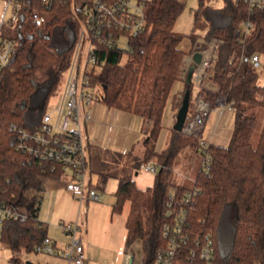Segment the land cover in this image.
Instances as JSON below:
<instances>
[{
  "label": "trees",
  "instance_id": "obj_1",
  "mask_svg": "<svg viewBox=\"0 0 264 264\" xmlns=\"http://www.w3.org/2000/svg\"><path fill=\"white\" fill-rule=\"evenodd\" d=\"M142 1L145 25L140 33H126L130 50L97 45V59L103 63L89 78L95 100L151 120L141 160L154 158L159 169L152 185L141 190L120 152L86 143L89 173L97 175L92 185L103 189L109 177L117 179L112 211H120L128 201L124 251L133 254L132 245L137 242L140 264H154L156 251L166 245L163 224L168 220L170 194L178 203L187 191L191 193L192 214L186 223L189 245L182 252L196 237L208 235L214 242L213 264H264V119L256 131L255 112L247 111L250 106L264 104V86L248 59L252 53H264V7L249 11L244 0H223L220 6L198 0L188 36L192 47L198 38L217 39L209 75L215 86L197 88L192 97L193 85L184 81V91H189L188 109L195 97H202L212 108L228 103L233 125L227 144L210 143L208 173L198 169L194 178L178 182L171 179L177 156L185 147L195 150L199 136L172 128L165 147L155 149V140L167 98L190 51L179 47L184 34L173 30L184 2ZM34 13L43 16L39 25L33 21ZM80 18L75 0H20L15 22L0 29L1 37L16 43L0 68V198L24 213L4 222L0 240L13 253L11 260L18 263L17 253L31 252L46 235V225L38 219L42 183L62 173L59 167L51 169L52 161L17 149L10 125L28 132L40 129L47 104L69 66ZM246 18L252 27L243 36L241 22ZM124 53L126 59L121 62ZM141 160L137 159L134 167H139ZM228 204H233L234 216L227 241L221 221Z\"/></svg>",
  "mask_w": 264,
  "mask_h": 264
},
{
  "label": "built area",
  "instance_id": "obj_2",
  "mask_svg": "<svg viewBox=\"0 0 264 264\" xmlns=\"http://www.w3.org/2000/svg\"><path fill=\"white\" fill-rule=\"evenodd\" d=\"M49 2L50 0H44ZM248 3L249 11L253 7H264V0H244ZM4 12L0 25H12L20 7V0H4ZM76 8L81 16V27L78 38L71 55L70 63L63 78L58 84L60 88L54 95L52 103L47 104L41 118L40 129L28 132L22 127L10 125V130L17 138L16 148L33 157L52 161L53 166L59 167L65 178V189L76 199L99 200L101 193L91 183L88 170V153L83 135V126L91 119V104L95 100L89 74L101 67L103 61L97 59V45L103 44L117 46L124 52L130 50L127 40L128 34H137L143 31L145 25L144 3L142 0H75ZM9 11L7 20L4 13ZM4 18V19H3ZM33 21L39 25L43 16L34 13ZM243 36L252 27L249 18L241 22ZM119 34L115 35L114 31ZM217 39L197 40L193 50L201 54L199 62L191 73L192 85L202 88L204 81H210L209 75L215 58ZM16 43L7 37L0 36V68L5 65L10 54L15 50ZM253 68L260 64L259 54L252 53L248 57ZM193 60L185 58L181 66L180 79H186L188 68ZM62 83V84H61ZM211 83V81H210ZM61 84V85H60ZM213 89V85H207ZM208 88V87H207ZM213 108L202 97L192 100L191 108L182 125V132L197 136L204 128V123ZM218 118L226 109H231L228 103L216 107ZM218 124V122H216ZM215 124V125H216ZM214 130V129H213ZM213 132V131H212ZM211 136L198 137L197 150L202 156L199 170L208 173L209 154L208 148ZM139 169L148 173H156L158 163L154 161L142 162ZM191 193L185 192L178 203L173 202V193L167 202L166 214L168 220L163 224V233L166 235V245L159 248L154 257V264H213L214 242L210 236L196 237L192 245L184 252L181 249L188 246L189 234L186 232L187 219L191 217L189 206ZM24 216L14 205L0 198V236L4 222ZM61 230L66 233L69 240L65 247L58 249L52 239L45 235L32 252L46 253L59 256L63 264H83L84 253L81 239L77 236L79 230L76 221H63Z\"/></svg>",
  "mask_w": 264,
  "mask_h": 264
},
{
  "label": "crops",
  "instance_id": "obj_3",
  "mask_svg": "<svg viewBox=\"0 0 264 264\" xmlns=\"http://www.w3.org/2000/svg\"><path fill=\"white\" fill-rule=\"evenodd\" d=\"M200 54L198 51H189L185 58L189 57L192 59L195 53ZM201 56V54H200ZM184 80L179 79L175 82L172 91L173 97L171 101V108L169 110L170 118H172V125L175 121V115L177 112V104L179 100L182 98L184 94ZM97 101V100H96ZM98 102V101H97ZM97 102L93 101L91 104V119L89 122L84 125L83 127V135L84 140L86 143H91L94 145L99 146L100 148L104 150H109L112 152H120L124 156V160L126 162V165L129 168H135L133 166V163L136 162L137 159H141V155H134L131 153V149L125 145H127V139L131 136H135L134 131H131V133L128 131L127 133L124 132L120 136V138H113L112 134L114 133L110 131L111 128L105 129V121L107 120H113L115 122H123L122 125L118 124L119 126H127L129 128V124L135 123L137 127L140 128V131L143 133H147V130L151 124V120L143 119L142 117L135 115L131 112L122 111L119 109H115L112 107H108L106 105L99 106L96 104ZM103 105V104H102ZM104 107V108H103ZM110 122V121H109ZM113 124H116L113 122ZM104 125V127H103ZM88 126V127H87ZM126 128V127H125ZM172 128V126H171ZM170 128V129H171ZM108 132V137L106 141H104V132ZM144 136V135H143ZM142 136V137H143ZM212 136V133L211 135ZM113 138V139H112ZM214 138V135H213ZM113 140H116L117 145L119 147H115V149L111 148V144ZM212 142V141H211ZM213 143V142H212ZM121 144V145H120ZM225 145V144H222ZM132 148V147H131ZM155 149L159 150V148L156 147ZM161 149V148H160ZM88 153V150H87ZM155 162V161H154ZM140 167V165H139ZM135 170L134 175H132V178L135 182L136 187H138L141 190H145L149 188L154 179L155 173H148L141 171L140 169ZM96 173H90V179L91 183L92 181V175ZM110 178V177H109ZM108 178V179H109ZM114 178V177H113ZM116 179V178H115ZM65 184V178L61 175L59 178H53L49 177L46 178L42 183V191L40 192V202L38 207V219L43 222L46 225V235H48L56 248L61 249L66 246L69 237L64 233L60 228V223L63 221H69L74 222L76 221L79 226V231H81L82 225H84V233L79 235V238L82 242V248L84 253V262L83 264H129V257L132 255L130 251H124V241L126 236V227H125V220L128 213L124 214L122 227H123V244L116 245L114 242H112V239L110 240L111 236L108 238L106 235V238H108V241L105 242V247L107 250V255H109L110 259H106L107 255L102 252V250H105L103 248V245L96 242V236H100L98 233L95 236L96 231H99V220L96 218H93V216L97 214L99 217L101 211H105L106 213H110L109 221H110V231L117 230L118 234L121 233V225L119 228H115L113 221V215L116 213L112 211V204L114 201L110 202H98L103 197L104 193V187L103 189H98L101 192V197L99 200H97L98 203H90V199H83L78 200L74 198L64 187ZM116 187H117V179H116ZM116 190V189H115ZM95 201V200H94ZM85 205V210L84 206ZM99 207V208H98ZM129 208V205H128ZM103 209V210H102ZM95 217V216H94ZM98 220V222H97ZM121 224V220H119ZM82 224V225H81ZM115 239V238H114ZM120 239V238H119ZM121 240V239H120ZM115 247V249H113ZM123 251L124 256L121 257V252L119 250ZM19 257V264H26L27 261H30L34 264H63L64 260L60 258L59 256L46 254V253H34V252H19L17 253ZM133 262V261H132Z\"/></svg>",
  "mask_w": 264,
  "mask_h": 264
},
{
  "label": "rangeland",
  "instance_id": "obj_4",
  "mask_svg": "<svg viewBox=\"0 0 264 264\" xmlns=\"http://www.w3.org/2000/svg\"><path fill=\"white\" fill-rule=\"evenodd\" d=\"M181 1L184 2V5H183L182 10L180 11V13L177 15V17L175 19V22L173 25V30L178 32V33L184 34L182 40L180 41L179 47L185 51H189V50L192 51L193 47L191 45V41L189 39L188 34L193 29V13H194V9L198 5V0H181ZM206 3L214 5V6H220V5H222L223 0H206ZM4 5H5L4 0H0V22L2 20V16H3V12H4ZM8 17H9V11H6L4 13L5 20H7ZM4 26H5V24H3L2 28H1V25H0L1 31L4 28ZM195 32L199 33L200 31L195 30ZM200 39L201 38H198L197 40H200ZM126 41H127L126 39H123L122 43L124 44ZM125 59H126V54L124 53L122 55L120 61L123 62V61H125ZM259 60H260V64L255 69L257 72L259 84L264 86V53H259ZM205 83H207V85L208 84L213 85L212 88L214 89L215 85L213 83H210V81H207V80L204 81L202 88H207V87L209 88V86H205L206 85ZM197 88H198L197 86L193 85L192 97L194 96ZM59 89L60 88H58V90ZM172 93L173 92H170V94L167 98L166 104L164 106V110H163L162 117H161V127H160L159 133L157 135V138L155 140V145L159 149L166 146L170 130L172 129L171 128L172 118H170V115H169V110L171 108V101H172V97H173ZM54 98H56V96L50 98L49 104L52 103ZM180 100H182V98ZM94 101L97 102L98 100L97 101L94 100ZM96 104H98L99 106L105 105L101 101H98ZM176 108L178 109V106ZM190 108H191V106H190ZM247 111L248 112H250V111L255 112V115H256V131H259L261 128L263 119H264V104H258V105L250 106V107H248ZM113 122L116 124H113ZM216 122H218V124H216ZM121 123H123V122H121V121L115 122L113 120H107L104 123L106 127H104V125H103V127L105 129H107L108 127L111 128L110 129L111 132H113V130H114V133L112 134V136L115 139L116 138L119 139L120 136L122 135V133H124V132L127 133L129 131L131 133V131H134L135 136H131L130 140L128 138L127 142L128 141L129 142L125 146H127L128 149L130 148L131 153H133L134 155H141L143 153V148H144L143 140H144V137L146 136V134L141 132L140 128L137 127V125L135 123H133L132 125L129 124V128H127L126 125L123 127L119 126L118 124L122 125ZM232 125H233V111L231 109H226L224 111V113L222 114V116H220L218 118L217 109H216V107H214L210 111V114L204 123V128L202 129V131L200 133H198V136L201 135L203 138H208V137H210V135L212 133L211 141L213 143L227 144L228 140H229V135H230ZM107 133H108L107 131L104 132V141H106V139L108 137ZM213 135H214V138H213ZM107 140H109V137ZM111 145H112L111 146L112 149L113 148L115 149V147H119L118 146L119 144L117 145L116 140H113ZM201 160H202V156L198 152L197 147L195 150L191 149L190 147H185L180 152V154L177 156L176 162L174 163V165L172 167V172H171L172 181L181 182V181H186V180H190V179L194 178L199 167H200ZM147 161H155V160H154V158L148 159L146 161L141 160L140 164L142 162H147ZM133 166H138V165H136V162H135V163H133ZM134 169L137 170L138 167L131 168L132 175H134V172H135ZM92 181H93V183L97 182V175L96 174L92 175ZM115 189H116V179L113 177H110L109 179H107V181L104 185L103 197L98 202L106 203V202H110V201H115V196H114ZM98 202L94 201V200L90 201V203H98ZM128 205H129L128 201H125L123 206H122V209L118 212H115L116 214L113 215L114 216L113 221L115 222V224H114L115 228L117 229L121 225V233H119V234L117 231L118 229L115 230V232L110 231L111 225H110V221H109V217H110L109 212L106 213L102 209L103 211H101L99 217L97 216L98 213H96L94 215L95 217L93 216V218L97 217V219L99 220V222H98V220H97V222L99 225L100 232L96 231L95 236L97 233L100 236H96V242L101 244V246L103 245V248L105 250H102V252L105 253L106 255H107V250L105 247V242L108 241V238L110 236H111V238H109V239L110 240L112 239V242H114V244H116L117 246L123 244L122 222H123L124 214L128 210ZM83 207L85 210V205ZM233 216H234V206H233V204H228L225 208V211H224V214L222 217V221H221V231H222L223 236L226 237L225 240H227V241H228V238L232 234ZM119 220H121V224L119 223L120 222ZM84 228H85L84 225H82L81 231H79V233L77 234L78 237L80 234L84 233ZM106 235L108 236V238H106ZM113 249H115V247H113ZM122 249H124V246ZM119 251L121 252L120 258H122L124 256L123 251L121 249ZM132 251H133V254H132L133 264H140V260H141L140 259L141 258L140 257V249H139V244L137 242L132 245ZM12 256H13V253L10 251L9 247L2 240H0V264H19L18 262L11 260ZM106 259L107 260L110 259L109 255H107Z\"/></svg>",
  "mask_w": 264,
  "mask_h": 264
},
{
  "label": "water",
  "instance_id": "obj_5",
  "mask_svg": "<svg viewBox=\"0 0 264 264\" xmlns=\"http://www.w3.org/2000/svg\"><path fill=\"white\" fill-rule=\"evenodd\" d=\"M200 54H198L197 52L194 54V56L192 57L193 63L190 64L189 68H188V72L186 75V82H190V77H191V73L195 67V63L199 62L200 60ZM188 107H189V91L185 90L180 106L177 109L176 115H175V121L172 125V128L175 129L176 131H181L182 130V125L184 122V119L187 115L188 112ZM129 264H133L132 262V255L129 257ZM26 264H34L31 263L30 261H27Z\"/></svg>",
  "mask_w": 264,
  "mask_h": 264
}]
</instances>
